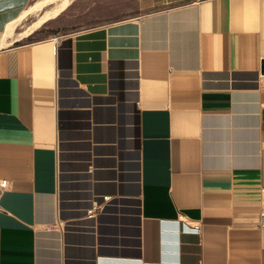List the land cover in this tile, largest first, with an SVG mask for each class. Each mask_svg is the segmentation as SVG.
I'll use <instances>...</instances> for the list:
<instances>
[{
	"label": "crops",
	"instance_id": "obj_1",
	"mask_svg": "<svg viewBox=\"0 0 264 264\" xmlns=\"http://www.w3.org/2000/svg\"><path fill=\"white\" fill-rule=\"evenodd\" d=\"M32 1L0 0V264H264V0L21 42Z\"/></svg>",
	"mask_w": 264,
	"mask_h": 264
},
{
	"label": "rangeland",
	"instance_id": "obj_2",
	"mask_svg": "<svg viewBox=\"0 0 264 264\" xmlns=\"http://www.w3.org/2000/svg\"><path fill=\"white\" fill-rule=\"evenodd\" d=\"M40 1L41 0H33L31 6L36 5ZM61 3V0L55 1L44 9L29 14L27 18L21 21L17 35L18 38H22L21 42L46 37L55 33L66 34L69 32H76L104 22L113 16L116 11L115 7L105 2V0H70L68 6L65 7L57 17L49 19L37 27L38 29L35 28V30L33 29L31 31V28L44 17L47 11L57 9ZM127 6L135 7V0H128ZM13 26L14 25L9 26L8 31ZM35 32L38 34L31 38L30 36Z\"/></svg>",
	"mask_w": 264,
	"mask_h": 264
},
{
	"label": "bare ground",
	"instance_id": "obj_3",
	"mask_svg": "<svg viewBox=\"0 0 264 264\" xmlns=\"http://www.w3.org/2000/svg\"><path fill=\"white\" fill-rule=\"evenodd\" d=\"M55 1H58V0H41L39 3H37L36 5L34 6H31L27 11H25V16L29 15V14H33L35 13L36 11H39L41 9H44L45 7H47L49 4L55 2ZM61 5L57 8V9H54V10H51V11H47L44 15V17L39 21L37 22L32 28H31V31L37 27H39L40 25H42L43 23H45L46 21H48L49 19L51 18H54V17H57L59 15V13L65 8L68 6V4L70 3V0H61ZM52 6V5H50ZM48 9V8H47ZM46 10V9H45ZM24 15V14H23ZM22 15V16H23ZM23 16V18L25 17ZM21 18V17H20ZM18 26V25H17ZM13 29H14V26L8 31V34L10 35H13L12 32H13ZM38 29V28H37ZM34 32V31H33ZM4 37V36H3ZM11 37V36H10ZM3 40V39H2Z\"/></svg>",
	"mask_w": 264,
	"mask_h": 264
},
{
	"label": "built area",
	"instance_id": "obj_4",
	"mask_svg": "<svg viewBox=\"0 0 264 264\" xmlns=\"http://www.w3.org/2000/svg\"><path fill=\"white\" fill-rule=\"evenodd\" d=\"M7 185H8V181H1V182H0V187H1L2 189H5V188L7 187Z\"/></svg>",
	"mask_w": 264,
	"mask_h": 264
},
{
	"label": "trees",
	"instance_id": "obj_5",
	"mask_svg": "<svg viewBox=\"0 0 264 264\" xmlns=\"http://www.w3.org/2000/svg\"><path fill=\"white\" fill-rule=\"evenodd\" d=\"M30 40H32V39H30Z\"/></svg>",
	"mask_w": 264,
	"mask_h": 264
}]
</instances>
